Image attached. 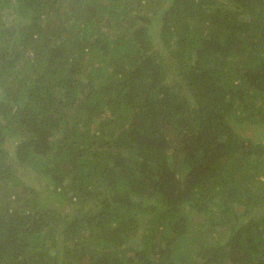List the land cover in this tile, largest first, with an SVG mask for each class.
Listing matches in <instances>:
<instances>
[{"label": "trees", "instance_id": "16d2710c", "mask_svg": "<svg viewBox=\"0 0 264 264\" xmlns=\"http://www.w3.org/2000/svg\"><path fill=\"white\" fill-rule=\"evenodd\" d=\"M0 264H264V0H0Z\"/></svg>", "mask_w": 264, "mask_h": 264}, {"label": "rangeland", "instance_id": "374dc122", "mask_svg": "<svg viewBox=\"0 0 264 264\" xmlns=\"http://www.w3.org/2000/svg\"><path fill=\"white\" fill-rule=\"evenodd\" d=\"M255 137H256V134L254 133L253 138H255ZM19 174H20V172H19ZM59 207L61 208V206H59ZM62 208L65 209V207H62Z\"/></svg>", "mask_w": 264, "mask_h": 264}]
</instances>
